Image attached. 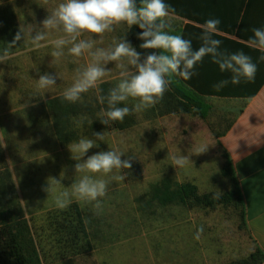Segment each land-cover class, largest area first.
<instances>
[{
	"label": "rangeland",
	"instance_id": "obj_1",
	"mask_svg": "<svg viewBox=\"0 0 264 264\" xmlns=\"http://www.w3.org/2000/svg\"><path fill=\"white\" fill-rule=\"evenodd\" d=\"M15 6L23 10L18 19L20 27L39 26L48 15L43 0H21ZM176 25L173 23L174 28ZM124 29L118 27L105 34L102 46L110 45L113 38L127 40ZM19 43L12 59L0 63V138L6 144L0 148V180L9 172L14 187L0 185L4 192L0 194V214L17 206L22 208L44 264H230L248 256L251 242L234 208L218 205L214 210L189 209L153 204L143 211L139 203L150 186L165 177L194 183L201 194L214 195L220 190L222 196L230 190L229 180L222 175L225 160L217 139L235 116L222 111L228 107L211 102L213 110L206 119L185 114L160 116L152 107L134 113L136 125L129 130L96 131L90 130L100 112L95 90L83 95L92 108L84 116L89 119L87 123L78 127L79 138L95 139L94 134L100 132L105 133V141H97L98 147L87 155L118 148L125 152L121 159L132 158V168L121 170L124 181L109 184L101 210L73 200L67 208L78 205L87 225L88 244L83 242L85 248L76 253L59 249L51 218L67 208L58 209L53 196L43 189L48 177L61 179V175V189H70L79 174L75 173L77 161L72 158L69 144L63 146L56 140L52 114L44 104L71 85L79 65L65 56L54 66L50 46L29 51L30 44ZM85 62L86 59L80 61ZM107 67L112 72L104 82L114 87L119 80L118 70L113 63ZM45 73L57 76V80L54 88L41 96L36 94V80ZM131 105L129 101L127 106ZM201 144H209L208 150L192 154ZM173 155L187 156L191 162L176 168L172 165ZM11 201L17 206H12ZM201 226L203 233L195 239Z\"/></svg>",
	"mask_w": 264,
	"mask_h": 264
},
{
	"label": "clouds",
	"instance_id": "obj_2",
	"mask_svg": "<svg viewBox=\"0 0 264 264\" xmlns=\"http://www.w3.org/2000/svg\"><path fill=\"white\" fill-rule=\"evenodd\" d=\"M48 15L40 25H21L14 39L0 49V63L12 59V49L19 41L30 44L29 51L51 47L52 65L56 66L65 56L72 57L75 69L70 86L64 89V101L76 103L82 101L83 95L95 90L101 108L97 116L102 124L108 126L112 122H123L126 116L139 113L156 106L170 90L174 77L190 79L195 73L197 64L210 57L218 65L221 72H229L230 79L221 80L214 85L217 90L229 83L236 85L242 80H255L258 65L253 58L243 51L226 53L221 51L222 41L215 38L220 34L219 19H208L198 24L200 46L193 48V41L182 34H176L172 23L174 9L165 0H43ZM138 26L142 31L138 39L143 41L139 47L154 50L151 54H141L124 37L113 38L110 45L102 46L104 36L116 28ZM253 35L247 41V47L258 51L260 61H264V28H253ZM81 59L86 62L81 64ZM113 63L118 70L119 80L107 94H101L99 87L108 77ZM2 75V71H0ZM60 78V74L58 73ZM57 76L45 73L36 80V94L43 96L56 85ZM131 101L132 105H127ZM87 117L76 120L77 127ZM95 139L80 137L68 145L72 158L77 161L75 173L78 178L71 183L70 189H61V179L47 178V186L43 189L53 196L58 209H66L73 200L90 204L95 210L102 209V198L108 193L109 184L113 181H124L125 174L121 170L132 168V158L121 159L124 151L109 148L87 155L88 151L98 147L97 141H105V133L97 132ZM209 144H201L192 154H202L208 150ZM6 147L0 138V148ZM86 157V159H85ZM172 165L184 168L190 159L184 155H173ZM108 177V179H105ZM219 190L213 199H219ZM203 233L201 226L195 235L199 239Z\"/></svg>",
	"mask_w": 264,
	"mask_h": 264
},
{
	"label": "trees",
	"instance_id": "obj_3",
	"mask_svg": "<svg viewBox=\"0 0 264 264\" xmlns=\"http://www.w3.org/2000/svg\"><path fill=\"white\" fill-rule=\"evenodd\" d=\"M140 0H137L139 4ZM174 9V14H182L180 9L181 4L173 0H165ZM251 5V4H250ZM247 5V8H250ZM261 16V12L259 13ZM264 16V14H263ZM184 31L176 34H182L185 38L192 33L201 32L200 29L192 25H186ZM253 28H264V17H249L248 10L243 15L240 27L236 36L243 41L253 35ZM193 29L196 32H189ZM142 30L134 25L127 31L129 43L136 48L144 56L151 54L154 50L141 49L139 45L143 42L138 39V35ZM16 34L8 32H0V49H3L7 43H10ZM17 49H12L14 53ZM102 90L101 94H107L108 89L112 88L109 82H103L99 86ZM210 93L202 87H198L192 80H184L181 77H174L170 85V90L165 94L154 108L158 111V115H192L206 119V97L205 93ZM96 100V107L100 110L106 108L107 104H100L98 98ZM127 106V105H120ZM44 107L52 114L53 131L56 140L60 145H68L79 139V128L75 121L89 115L92 105L90 101H86L85 96L82 101L76 103H69L63 100V97H56L48 100ZM89 119L84 120L87 123ZM136 125L135 114L126 116L124 121L112 122L106 126L98 119H94L90 125V130H109V131H126ZM220 135H217L219 138ZM220 145V144H219ZM224 166L222 168V175L229 180L231 188L229 191L220 196L219 199H213L212 194H201L197 185L191 182L179 183L169 177H165L159 182L150 186L148 193L139 199L140 208L143 211L152 208L153 204L160 207H167L169 205H177L189 209L194 208H208L216 209L218 205L228 208H234L238 213L242 227L248 232L246 224V213L243 196L239 187V183L232 165V161L228 154L223 151ZM1 186L12 187L11 176L9 172L1 178ZM4 193L0 191V194ZM12 206L16 204L11 201ZM17 206V205H16ZM51 226L53 227L52 234L55 237L54 241L57 243L59 249L64 252H79L85 248L83 242L88 244V230L85 219L79 210L78 205L67 208V210L56 213L51 218ZM264 262V252L255 247L254 250L246 257L232 261L230 264H261ZM0 264H44L40 249L37 245L33 229L27 218L24 216V211L20 206L15 209L4 211L0 214Z\"/></svg>",
	"mask_w": 264,
	"mask_h": 264
},
{
	"label": "crops",
	"instance_id": "obj_4",
	"mask_svg": "<svg viewBox=\"0 0 264 264\" xmlns=\"http://www.w3.org/2000/svg\"><path fill=\"white\" fill-rule=\"evenodd\" d=\"M20 1L0 0V28L3 27L1 32L11 34L19 30L18 19L23 10L20 11L19 6L15 4ZM173 1L180 3L182 10V14H174L172 23L178 26L174 28L175 30L181 32L187 28L186 25L197 27L198 24H203L208 19H219L221 21L218 26L220 34L215 38L222 41L221 51L226 53L243 51L250 55L258 65L254 81L242 80L236 85L229 83L217 90L214 85L221 80L230 79L231 74L221 72L218 65L206 56L195 67L192 80L198 87L210 91V93H205L207 95L206 114L209 115L213 110L211 102H215L228 107L223 109V112L235 115L217 138L218 144L232 161L243 196L247 234L252 246L250 253L255 247H259L264 252V61L258 59L261 55L258 51L248 48L247 42L236 36L242 17L247 10L249 17H264V0ZM247 5H250V8H247ZM260 12L261 16H259ZM123 27H125L128 41V28L126 25ZM189 32L196 31L190 29ZM200 33L186 36L187 39L193 41L194 49L200 46ZM60 96L62 95L55 97Z\"/></svg>",
	"mask_w": 264,
	"mask_h": 264
}]
</instances>
